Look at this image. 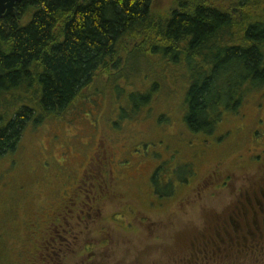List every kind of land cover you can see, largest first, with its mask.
Listing matches in <instances>:
<instances>
[{
	"label": "rangeland",
	"instance_id": "1",
	"mask_svg": "<svg viewBox=\"0 0 264 264\" xmlns=\"http://www.w3.org/2000/svg\"><path fill=\"white\" fill-rule=\"evenodd\" d=\"M153 3L156 18L176 7V0ZM185 88L170 102L157 95L156 111L144 115L150 120L125 130H109L110 105L87 91L64 120L25 129L17 149L0 158V239L7 240L0 264H184L203 222L216 219L215 210L232 200L245 176L236 161L240 150L232 153V136H226L237 123L235 112L222 115L207 140L191 134L180 105ZM8 114V107L0 110L3 125ZM95 116H102L99 124L92 122ZM144 136L152 138L135 146ZM218 138V147L198 160ZM106 155L108 162L129 159L130 167L101 169ZM184 164L197 175L178 171L168 194L170 188L163 190L159 182L158 191L149 189L158 166L171 174ZM111 172L123 181H111Z\"/></svg>",
	"mask_w": 264,
	"mask_h": 264
},
{
	"label": "trees",
	"instance_id": "2",
	"mask_svg": "<svg viewBox=\"0 0 264 264\" xmlns=\"http://www.w3.org/2000/svg\"><path fill=\"white\" fill-rule=\"evenodd\" d=\"M224 1L176 0L156 18L153 0H22L17 18L0 22V110L9 111L6 125L0 116V158L25 129L64 120L86 91L105 97L117 131L148 122L154 98L177 99L185 84L182 120L207 140L264 84V0ZM0 246L1 259L7 240Z\"/></svg>",
	"mask_w": 264,
	"mask_h": 264
},
{
	"label": "flooded vegetation",
	"instance_id": "3",
	"mask_svg": "<svg viewBox=\"0 0 264 264\" xmlns=\"http://www.w3.org/2000/svg\"><path fill=\"white\" fill-rule=\"evenodd\" d=\"M234 117L237 123L226 136H232L230 142L233 141L235 147H231L232 153L240 150L236 161L243 163L245 176L243 181L238 180L235 184L236 194L232 200L224 208L215 210L216 219H212L211 223L203 222L200 237L193 243V254L184 264H264V84L258 90L251 86ZM217 140L215 144L208 142L210 147L197 154V159L218 147L221 139ZM108 158L106 155L101 169L107 170L112 164L119 166L121 163V170L130 167L129 162L114 159L108 162ZM184 165L178 169V164L171 174V170L164 171L161 165L158 166L150 175L149 189L157 187L159 182L164 185L163 190L170 188L166 192L168 194L175 188L173 175L178 171L180 175H197L195 169L189 170L188 165ZM111 176V181L117 184V180L123 181L119 174L115 178L114 172H111ZM186 181L188 184L189 179L184 183ZM215 182L219 184V179L211 183L214 185Z\"/></svg>",
	"mask_w": 264,
	"mask_h": 264
},
{
	"label": "water",
	"instance_id": "4",
	"mask_svg": "<svg viewBox=\"0 0 264 264\" xmlns=\"http://www.w3.org/2000/svg\"><path fill=\"white\" fill-rule=\"evenodd\" d=\"M22 0H0V22L5 18H17V6Z\"/></svg>",
	"mask_w": 264,
	"mask_h": 264
}]
</instances>
